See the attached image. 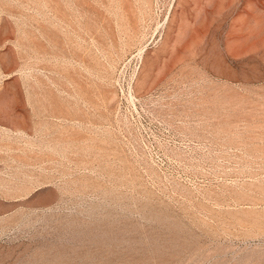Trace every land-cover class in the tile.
Wrapping results in <instances>:
<instances>
[{
  "label": "rangeland",
  "instance_id": "1",
  "mask_svg": "<svg viewBox=\"0 0 264 264\" xmlns=\"http://www.w3.org/2000/svg\"><path fill=\"white\" fill-rule=\"evenodd\" d=\"M0 264H264V0H0Z\"/></svg>",
  "mask_w": 264,
  "mask_h": 264
}]
</instances>
